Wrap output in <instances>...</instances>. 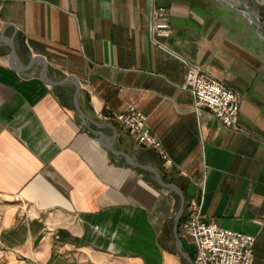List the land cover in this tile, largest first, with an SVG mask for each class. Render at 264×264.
<instances>
[{
    "label": "crops",
    "instance_id": "0c3cea01",
    "mask_svg": "<svg viewBox=\"0 0 264 264\" xmlns=\"http://www.w3.org/2000/svg\"><path fill=\"white\" fill-rule=\"evenodd\" d=\"M181 57L238 91L239 128L196 110ZM68 75L87 121L75 83H49ZM130 105L172 165L115 122ZM110 148L184 189L177 228L179 194ZM193 202L254 235L264 264V43L248 20L217 0H0V264H198L178 241Z\"/></svg>",
    "mask_w": 264,
    "mask_h": 264
},
{
    "label": "built area",
    "instance_id": "2783aa9c",
    "mask_svg": "<svg viewBox=\"0 0 264 264\" xmlns=\"http://www.w3.org/2000/svg\"><path fill=\"white\" fill-rule=\"evenodd\" d=\"M166 15V10L159 13L160 17ZM171 31V25L167 21L153 19L151 39L156 45L169 50L162 38L170 37ZM183 61L189 67L183 88L191 89L195 97L196 110L205 107L227 127L239 128L241 96L238 91L186 59ZM148 119V115L134 105L128 106L114 117L116 123L132 133L139 145L158 150L165 164L170 166L173 160L164 152L161 140L154 135L148 125ZM182 231L197 249L195 261L198 264H254L256 237L203 221L200 210L194 202L184 216Z\"/></svg>",
    "mask_w": 264,
    "mask_h": 264
},
{
    "label": "water",
    "instance_id": "95a60500",
    "mask_svg": "<svg viewBox=\"0 0 264 264\" xmlns=\"http://www.w3.org/2000/svg\"><path fill=\"white\" fill-rule=\"evenodd\" d=\"M217 1L219 3H221L222 5L233 9L234 11H236L237 13H239L243 17H245V19H247L248 22L250 23L252 30H253L255 36L257 37V39L260 40L262 43H264V34L262 31V27H261V21H260L258 15L256 14V12L254 11V9L252 8V6H250L246 0H238V2L233 1V0H217ZM13 57H14V51L12 52V55H11V58H13ZM36 59H42L45 62V64H44L45 68L47 67V63H46V60L44 59V57H40V56L35 57L34 60H36ZM44 74H45V72H44ZM68 81H72L76 85V88H77L76 95H75L76 106H77V109L79 110V112L82 114L84 120L87 121L88 120L87 116L81 110V108L78 104V98H79L80 92H81L79 80L73 75H68L66 78H64L61 81H50L49 83H51L52 85H57V84L66 83ZM110 149L118 155H123L131 165L146 169L148 171H151L152 173H154L156 179L162 185H164L168 189L175 191L179 194V196L181 198V205H180L179 212L176 216V228H177L178 224L180 222V219L182 217V214L184 212V208H185L186 196H185L184 189L182 187H180L179 185H177L176 183H166L162 179V177H161L160 173L157 171V169H155L153 166L140 164V163L134 161L132 159V157H130L128 154L123 153V152H119V151H115L112 148H110ZM194 191H195V187H194L193 183H189L188 188L186 190V193L193 196ZM178 241L180 244L184 245L187 248V250H189L192 253V255H190V258L192 260L193 256L196 253V250H197L194 243L188 242L186 239H181L179 237H178Z\"/></svg>",
    "mask_w": 264,
    "mask_h": 264
},
{
    "label": "rangeland",
    "instance_id": "374dc122",
    "mask_svg": "<svg viewBox=\"0 0 264 264\" xmlns=\"http://www.w3.org/2000/svg\"><path fill=\"white\" fill-rule=\"evenodd\" d=\"M259 3H263L264 4V0H258ZM261 21L263 20L261 17H260ZM259 42H261L260 40H258ZM262 43V42H261Z\"/></svg>",
    "mask_w": 264,
    "mask_h": 264
},
{
    "label": "trees",
    "instance_id": "16d2710c",
    "mask_svg": "<svg viewBox=\"0 0 264 264\" xmlns=\"http://www.w3.org/2000/svg\"><path fill=\"white\" fill-rule=\"evenodd\" d=\"M182 218H183V216H182ZM182 218H181V220H182Z\"/></svg>",
    "mask_w": 264,
    "mask_h": 264
}]
</instances>
